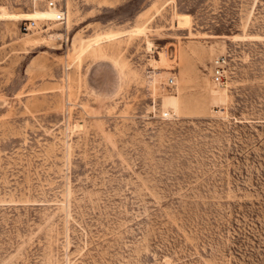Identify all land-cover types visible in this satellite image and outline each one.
Returning a JSON list of instances; mask_svg holds the SVG:
<instances>
[{"label": "rangeland", "instance_id": "1", "mask_svg": "<svg viewBox=\"0 0 264 264\" xmlns=\"http://www.w3.org/2000/svg\"><path fill=\"white\" fill-rule=\"evenodd\" d=\"M63 3L0 0V264H264V0Z\"/></svg>", "mask_w": 264, "mask_h": 264}, {"label": "built area", "instance_id": "2", "mask_svg": "<svg viewBox=\"0 0 264 264\" xmlns=\"http://www.w3.org/2000/svg\"><path fill=\"white\" fill-rule=\"evenodd\" d=\"M37 7L47 10H53V17L46 18H29L27 20H23L21 24V30L24 31H38L44 30L52 23H63L66 20L67 10L63 3V0H34ZM222 58H217L215 60L213 69H212V80L216 84H222L224 80V69ZM173 77L168 79V83H173Z\"/></svg>", "mask_w": 264, "mask_h": 264}, {"label": "bare ground", "instance_id": "3", "mask_svg": "<svg viewBox=\"0 0 264 264\" xmlns=\"http://www.w3.org/2000/svg\"><path fill=\"white\" fill-rule=\"evenodd\" d=\"M6 16L9 19H18V18L28 19V18H41V17L51 18L53 17V10L43 9V10H34L29 12L8 13L6 14Z\"/></svg>", "mask_w": 264, "mask_h": 264}]
</instances>
